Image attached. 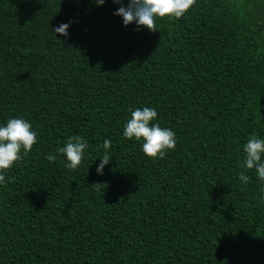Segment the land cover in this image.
Returning <instances> with one entry per match:
<instances>
[{"label": "trees", "instance_id": "trees-1", "mask_svg": "<svg viewBox=\"0 0 264 264\" xmlns=\"http://www.w3.org/2000/svg\"><path fill=\"white\" fill-rule=\"evenodd\" d=\"M119 7L0 0V123L38 133L0 185V264H264L262 185L243 167L264 138V0H196L153 30ZM145 106L176 134L163 157L123 137ZM74 135L89 147L73 171L57 150Z\"/></svg>", "mask_w": 264, "mask_h": 264}, {"label": "clouds", "instance_id": "clouds-1", "mask_svg": "<svg viewBox=\"0 0 264 264\" xmlns=\"http://www.w3.org/2000/svg\"><path fill=\"white\" fill-rule=\"evenodd\" d=\"M120 7L115 15L122 17L124 26L135 23L136 26L146 27L150 30L155 28V21L159 18L179 19L182 18L196 0H113ZM97 6H103L105 0H95ZM70 24L61 23L54 30V34L69 36ZM130 118L126 119L123 126V137L129 140L143 141L142 151L151 158L163 157L166 151L174 149L176 145V134L168 127H161L159 123H153L158 117L155 108L143 107L130 110ZM38 142V133L33 129L30 121L24 118H9L0 123V185H4L10 178L6 179V170L14 166L32 151ZM112 141H103L104 155L99 158L100 163L96 168L98 175L104 174V169L110 164ZM88 143L83 136H70L66 143L58 148V153L65 159V168L76 170L82 163L87 153ZM245 159L243 167L255 169V175L261 182L260 193L264 196V138L253 136L244 146ZM49 161L57 159L56 153H49L46 157ZM250 177L244 172L239 175L243 184L249 182Z\"/></svg>", "mask_w": 264, "mask_h": 264}]
</instances>
